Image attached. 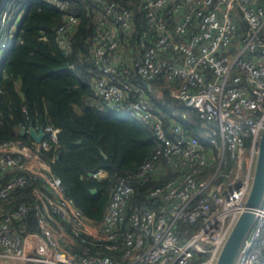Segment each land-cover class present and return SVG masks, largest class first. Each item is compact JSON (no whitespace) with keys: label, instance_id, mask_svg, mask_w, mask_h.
Returning a JSON list of instances; mask_svg holds the SVG:
<instances>
[{"label":"built area","instance_id":"obj_1","mask_svg":"<svg viewBox=\"0 0 264 264\" xmlns=\"http://www.w3.org/2000/svg\"><path fill=\"white\" fill-rule=\"evenodd\" d=\"M7 1L6 9L0 8L3 43L9 42L3 33L8 9L17 0ZM43 1L64 10L74 0ZM140 1L146 23L129 65L119 45L132 33L134 14L111 0H92L103 4V12L86 54L100 71L91 86L109 106L131 112L153 132L158 146L136 179L145 183L163 167L177 174L150 189L147 204L130 212L134 187L119 179L95 224L39 156L48 142L57 141V129L42 127L45 137L38 144L0 142V264H216L245 210L264 129V5ZM77 25L70 15L57 29L65 53ZM130 75L170 84V96L197 113L203 131L193 135L175 118L166 124ZM33 181L40 185L32 187L37 206L31 231V208L7 206L16 189ZM253 213L232 264H264V190Z\"/></svg>","mask_w":264,"mask_h":264},{"label":"trees","instance_id":"obj_2","mask_svg":"<svg viewBox=\"0 0 264 264\" xmlns=\"http://www.w3.org/2000/svg\"><path fill=\"white\" fill-rule=\"evenodd\" d=\"M111 1L134 14L132 33L121 37L119 45L121 57L130 65L129 58L146 23L141 1ZM258 2L264 5V0ZM7 3L0 0V8L5 10ZM8 11L16 29H9L7 47L6 41H0V142L31 144L32 139L19 136V127L27 129L31 123L36 129H57V141L48 142V149H41L39 156L60 178L75 207L95 224L101 221L119 179L134 187L128 212L147 204L148 191L174 177L177 171L163 167L147 182H139L135 174L158 146L151 128L131 112L109 106L92 89L91 82L100 76V71L86 59V54L103 4L74 0L60 10L43 0H17ZM70 15L77 18L78 25L69 37L70 50L65 53L58 44L57 29ZM130 78L139 84L145 99L166 124L175 118L193 135L203 131L197 113L170 96V84L146 83L135 75ZM181 114L187 116L185 121L180 119ZM98 171L103 175L93 177ZM35 185L40 184L33 181L16 189L7 206L23 203L31 208L27 221L31 231L36 229L37 201L32 194Z\"/></svg>","mask_w":264,"mask_h":264},{"label":"water","instance_id":"obj_3","mask_svg":"<svg viewBox=\"0 0 264 264\" xmlns=\"http://www.w3.org/2000/svg\"><path fill=\"white\" fill-rule=\"evenodd\" d=\"M19 136H27L38 144L45 137V133L42 128L36 129L31 123L27 129L23 126L19 127ZM258 147L259 150L254 167L253 181L246 200L245 210L239 216L225 242L216 264H232L240 244L253 222V211L259 205L264 190V129L261 132ZM102 155L105 157L103 153ZM94 192L95 190H92V193Z\"/></svg>","mask_w":264,"mask_h":264},{"label":"rangeland","instance_id":"obj_4","mask_svg":"<svg viewBox=\"0 0 264 264\" xmlns=\"http://www.w3.org/2000/svg\"><path fill=\"white\" fill-rule=\"evenodd\" d=\"M22 16H21V14H20V17H19V19L21 18ZM13 17H8V19L6 20V22H5V28H4V30H3V33H4V36L5 37H7L8 36V34L10 33V31H9V29L12 27V30L14 31L15 29H16V26H15V24L13 23ZM2 22V21H1ZM17 23V22H16ZM9 44L8 43H6V45H5V47H7ZM4 49H6V48H4Z\"/></svg>","mask_w":264,"mask_h":264}]
</instances>
